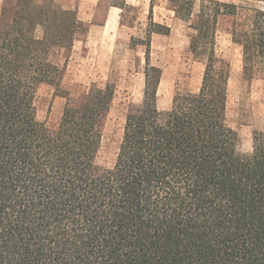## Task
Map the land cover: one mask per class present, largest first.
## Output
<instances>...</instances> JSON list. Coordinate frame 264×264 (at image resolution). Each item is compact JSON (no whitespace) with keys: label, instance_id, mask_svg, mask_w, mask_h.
<instances>
[{"label":"trees","instance_id":"16d2710c","mask_svg":"<svg viewBox=\"0 0 264 264\" xmlns=\"http://www.w3.org/2000/svg\"><path fill=\"white\" fill-rule=\"evenodd\" d=\"M170 1L189 50L208 51L200 87L158 109L147 29L142 99L126 111L110 168L96 160L114 85L71 97L52 59L84 24L53 0L2 9L0 264H264V128L240 154L226 120L230 67L214 49L217 19L229 17L242 81L264 79V0H199L196 15L195 0ZM40 83L65 98L53 130L36 117Z\"/></svg>","mask_w":264,"mask_h":264},{"label":"rangeland","instance_id":"374dc122","mask_svg":"<svg viewBox=\"0 0 264 264\" xmlns=\"http://www.w3.org/2000/svg\"><path fill=\"white\" fill-rule=\"evenodd\" d=\"M238 6H252L244 0H212ZM14 0H0L2 9ZM62 9L73 10L84 31L76 36L70 51L52 56L61 68L62 91L71 97L92 85L110 83L115 94L105 117L97 164L112 167L122 136L126 111L142 99L144 46L139 40L150 30V65L161 70L157 90V107L167 111L176 94H195L201 84L207 49L189 50L188 23L174 13L170 0H53ZM199 0L192 14L196 15ZM151 7V13L149 12ZM151 19V21L149 20ZM230 18L218 17L215 32V54L229 64L226 120L237 133L238 151L251 152L252 132L264 128V79L257 74L250 82L241 79V48L227 33ZM151 23V24H150ZM133 39V40H132ZM37 120L48 129L57 127L65 98L54 87L40 83L36 87Z\"/></svg>","mask_w":264,"mask_h":264}]
</instances>
